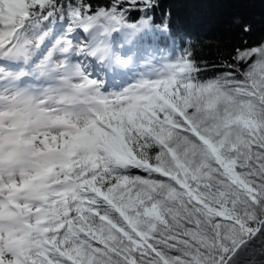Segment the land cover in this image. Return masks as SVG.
Wrapping results in <instances>:
<instances>
[{"label":"snow or ice","instance_id":"1","mask_svg":"<svg viewBox=\"0 0 264 264\" xmlns=\"http://www.w3.org/2000/svg\"><path fill=\"white\" fill-rule=\"evenodd\" d=\"M233 25L206 58L165 0H0V264H264V35Z\"/></svg>","mask_w":264,"mask_h":264},{"label":"trees","instance_id":"2","mask_svg":"<svg viewBox=\"0 0 264 264\" xmlns=\"http://www.w3.org/2000/svg\"><path fill=\"white\" fill-rule=\"evenodd\" d=\"M172 12L173 30L199 41L198 55L215 56V41L239 39L233 20L240 17L253 26L250 39L264 35V3L261 0H165ZM248 38V37H246ZM223 50V49H222Z\"/></svg>","mask_w":264,"mask_h":264}]
</instances>
